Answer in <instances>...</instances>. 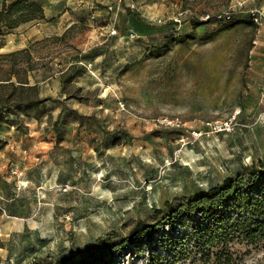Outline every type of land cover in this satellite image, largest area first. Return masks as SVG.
Returning <instances> with one entry per match:
<instances>
[{
  "label": "rangeland",
  "instance_id": "1",
  "mask_svg": "<svg viewBox=\"0 0 264 264\" xmlns=\"http://www.w3.org/2000/svg\"><path fill=\"white\" fill-rule=\"evenodd\" d=\"M29 1L44 19L0 31V106L44 102L0 130V264L79 261L246 167L263 181L264 0ZM195 218L104 263L218 264L182 241ZM227 249L264 264V239Z\"/></svg>",
  "mask_w": 264,
  "mask_h": 264
},
{
  "label": "trees",
  "instance_id": "2",
  "mask_svg": "<svg viewBox=\"0 0 264 264\" xmlns=\"http://www.w3.org/2000/svg\"><path fill=\"white\" fill-rule=\"evenodd\" d=\"M7 1L1 0L0 31L14 30L22 24L45 17L44 9L34 1L18 0L11 5H7ZM205 24L200 23V26ZM43 102H16L13 107L19 113L12 109V105H1L0 130L8 122L9 116L22 114L30 117L39 111ZM260 176L256 166L246 167L241 175L227 179L223 185L187 198L178 205L167 203L165 210L159 211L160 218L154 224L138 222L127 239L120 243L113 242L111 237L100 239L88 251L80 253L79 261L66 257L54 264H106L104 258L107 254H121L128 245L132 248L141 247L151 238L155 240L161 236L160 240H163L169 237L166 228L184 225L191 222L194 216L197 218L191 223V232L182 241L189 240L191 249L198 252L196 255L204 262H210L212 258L218 264H222L223 260L230 262L232 255L227 251L230 242L245 240L254 243L264 239V178L260 182ZM174 233L172 230L171 235ZM171 240V237L167 240L170 244L167 249H178L176 246L182 242L176 244V241L173 243Z\"/></svg>",
  "mask_w": 264,
  "mask_h": 264
},
{
  "label": "built area",
  "instance_id": "3",
  "mask_svg": "<svg viewBox=\"0 0 264 264\" xmlns=\"http://www.w3.org/2000/svg\"><path fill=\"white\" fill-rule=\"evenodd\" d=\"M220 18V17H219ZM230 17H227V19H229ZM255 21H257V19H255ZM218 131H226L229 130L230 126L228 123L225 124H219L215 127Z\"/></svg>",
  "mask_w": 264,
  "mask_h": 264
},
{
  "label": "crops",
  "instance_id": "4",
  "mask_svg": "<svg viewBox=\"0 0 264 264\" xmlns=\"http://www.w3.org/2000/svg\"><path fill=\"white\" fill-rule=\"evenodd\" d=\"M4 137V136H3ZM2 142V140H0V143Z\"/></svg>",
  "mask_w": 264,
  "mask_h": 264
}]
</instances>
